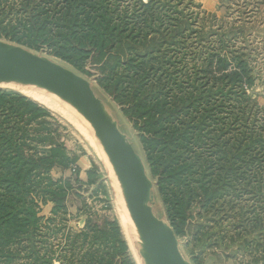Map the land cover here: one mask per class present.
<instances>
[{"label": "trees", "instance_id": "1", "mask_svg": "<svg viewBox=\"0 0 264 264\" xmlns=\"http://www.w3.org/2000/svg\"><path fill=\"white\" fill-rule=\"evenodd\" d=\"M33 1L23 2L25 11L36 9V12L22 20V33L15 31L13 26L9 30L4 26L0 28V40L34 52L46 50L55 60L87 77L92 74L85 70V65L96 66L100 75L96 79L97 84L138 133L151 180L156 183L175 235H190L193 241L202 243V236L206 234L203 231L213 225V220H208V216L214 214L213 205L229 191V172L239 170L240 163L246 167L241 169L251 171L253 161L238 162L236 157L239 158L237 154L242 152L249 154L255 147L254 141L247 139L246 144L235 147L234 159L228 158L227 172L212 185L210 180L205 179L203 171L197 173L192 162L186 158L194 129L199 134L206 128L202 119L195 123L194 120L190 122L183 118L197 98L193 94L187 98L178 94L169 96L170 85L167 90L164 88L162 74L158 72L157 60L154 59L157 58L156 50L160 51L165 40L174 36L173 30L167 32L161 29V22L154 17H151L153 22L147 24L150 17L139 20L142 17L140 15H118L108 0H53V6L61 13L56 17L41 5H32ZM147 7L149 4H145ZM213 62L218 63L219 67H214ZM209 70H217L219 75L226 77L234 76V79L238 76L237 70L224 74L228 66L221 58L210 61ZM22 95L0 90V256L9 260L13 255L4 251L5 245L9 243L14 247L27 244L34 250L50 248L46 234L41 236L40 233L53 220H44L39 212L44 205L50 204L53 216H66L70 197L80 198L88 192L97 183L100 173L99 167L91 160L83 180L76 165L78 157L67 150L64 143H56L57 140L48 144L50 148L44 156L30 150L27 145L29 140L24 138L25 126L19 125V122L35 124L37 130L40 129L41 134L29 135L31 143L34 139L44 141L60 134L56 123L50 122V112L41 106L45 105ZM44 142L43 145L46 144ZM241 148L242 151L239 150ZM56 167L69 174L54 179L50 172ZM72 167H75L74 171ZM195 173L199 177L194 179ZM256 182L258 188L264 187V181ZM246 224L242 222L233 230L235 233L230 238H221L219 241L230 245L238 240L240 246L235 252L240 249L251 250L253 246L249 244L252 242L257 248L262 247L264 232L259 233L258 230H264V223L254 220L253 226ZM109 225L108 231L102 230L92 240L93 244H109L111 250L106 248L110 253L85 255L79 262L116 264L117 254L127 252L126 243L118 237L120 227L117 220ZM211 234L215 235V232H207L204 239H211ZM39 237L44 240L40 241ZM78 237L82 238L83 246L87 234L82 232L75 236ZM76 242L67 241L65 246L74 250ZM53 260L52 252L40 256L36 252L30 264H53ZM55 260L62 263L59 258ZM259 261L255 260V263Z\"/></svg>", "mask_w": 264, "mask_h": 264}, {"label": "rangeland", "instance_id": "2", "mask_svg": "<svg viewBox=\"0 0 264 264\" xmlns=\"http://www.w3.org/2000/svg\"><path fill=\"white\" fill-rule=\"evenodd\" d=\"M24 1L0 0V22L2 21L0 28L5 26L9 30L13 26L15 31L22 33V20L36 12V9L25 11ZM108 1L118 15L123 13L140 15L142 17L139 20L150 17L149 21H146L147 24L153 22L151 17H154L161 22V29L167 32L173 30L175 33L173 37L165 40L160 51L156 50L157 58L154 59L157 60L158 72L162 74L164 88L167 90L170 85L169 96L178 94L187 98L189 94H193L197 98L183 117L190 122L194 120L195 123L202 119L206 127L199 134L194 129L192 141L189 142L190 147L188 146L186 150V158L192 162V167L197 173L203 171L205 179L210 180L212 185L216 184L227 172L230 162L228 158L234 159L235 147L246 144L247 139L254 141L255 147L249 154L242 152L237 154L239 158L236 157L239 159L238 162L253 161L251 171L241 169L246 167L240 163L239 170L235 173L229 172L230 184L227 187L229 191L213 205L214 214L208 216V220H213V225H209L203 234L213 230L215 235L211 234L212 238L206 241L205 234L202 236V243L193 241L190 235L176 236L181 254L190 264H264V244L257 248L252 242L249 244L253 246L251 250L240 249L235 252L240 246L238 240L230 245L219 241L221 238H230L235 233L233 230L242 222H247L246 226L248 223L253 226L254 220H261L264 223V187L258 188L256 182L264 181V0ZM53 4V0L32 2V5L43 6L42 8L52 13L53 17L61 15ZM145 4H149V7L145 8ZM32 52L49 58L90 82L94 94L100 99L108 116L117 122L119 130L126 135L129 143L141 156L151 180L146 154L139 142L138 133L134 130L133 124L121 113L120 108L97 84L96 79L100 75L96 66L85 65V70L92 74L91 77H87L55 60L46 50ZM216 58H221L227 64L228 71L224 74L237 70L238 76L234 79V76L226 77L227 75L222 74L221 76L217 70H209L210 61ZM213 64L214 67H219L218 63ZM0 90L22 95L6 88ZM41 106L50 112L52 117L50 122L56 123L60 135L44 140L45 142L42 139H34L31 143L29 135L41 134L40 129L37 130L35 124L19 122V125L25 126L24 138L29 140L27 145L30 150L44 156L50 148L48 144H53L56 140V143L62 142L67 150L78 157L76 165L80 170V176L83 177L84 172L90 168L89 159L95 162L100 170L98 181L80 198L70 197L66 216L63 214L53 216L50 212L51 205L43 206L39 216L44 220L48 218L53 220L48 223L50 226L40 233L41 236L46 234L50 248L34 250L27 244L14 247L9 243L5 245L4 251L13 257L10 261L1 255L0 264H30L36 257V252L39 256L52 252L53 264H84L85 262H79V259L85 255L94 253L101 256L110 253L107 250L110 249L109 244L104 245L100 242L93 244L92 237L97 236L102 230L108 231L113 220H117L120 227L119 239L125 242L128 248L125 254H117L116 264H143L140 250L131 245L117 213L108 171L98 154V148L93 146L96 144L93 135L89 131L88 135L84 134L68 119ZM43 142L46 144L43 145ZM239 150L242 151V148ZM197 173L194 179L198 176ZM50 174L54 179H59L66 177L69 172L56 167ZM152 183V209L157 217L171 226L156 183L153 181ZM82 232L88 236L83 246L82 238H75ZM258 232L263 233L264 230L260 229ZM39 239L44 240L41 237ZM72 240L77 241L74 250L68 245L65 246V242ZM233 251L235 254L230 256ZM56 258L62 263H58ZM258 259L260 261L255 263Z\"/></svg>", "mask_w": 264, "mask_h": 264}, {"label": "water", "instance_id": "3", "mask_svg": "<svg viewBox=\"0 0 264 264\" xmlns=\"http://www.w3.org/2000/svg\"><path fill=\"white\" fill-rule=\"evenodd\" d=\"M0 83L36 86L61 98L82 114L100 137L121 184L127 210L148 264H190L179 249L174 230L152 209L153 183L141 156L106 113L88 80L21 46L0 41Z\"/></svg>", "mask_w": 264, "mask_h": 264}, {"label": "bare ground", "instance_id": "4", "mask_svg": "<svg viewBox=\"0 0 264 264\" xmlns=\"http://www.w3.org/2000/svg\"><path fill=\"white\" fill-rule=\"evenodd\" d=\"M0 58H4V56H2L1 53H0ZM0 88H6L22 93L41 102L42 104H44L45 106L56 112L57 114L61 115L63 118L68 119L75 126H78L79 127L78 129L82 131L84 134L88 135V131H89V133L93 135L94 140H96L94 141V144L95 143L96 144L93 146H96L98 148V154L101 156L104 166L107 169L105 170L108 171L111 193L113 195L115 207L122 222L126 236L129 238L131 245H133L135 249L140 250L141 258H142L141 260L143 261V264H148L146 257L144 255V250L140 245V242L138 240L137 234L134 229V225L129 216L121 184L110 162H108L109 161L107 160L108 158L105 156L106 154L103 151V146L100 137L93 128L92 124L77 110L65 104V102L61 98L55 96L50 92L40 90L36 86L23 84L19 82H6V83H0Z\"/></svg>", "mask_w": 264, "mask_h": 264}, {"label": "crops", "instance_id": "5", "mask_svg": "<svg viewBox=\"0 0 264 264\" xmlns=\"http://www.w3.org/2000/svg\"><path fill=\"white\" fill-rule=\"evenodd\" d=\"M87 159H88V158H87ZM88 161H89V166H90L91 159H89ZM85 177H86V176H85V172H84L83 177L81 176V178H82L83 180H85Z\"/></svg>", "mask_w": 264, "mask_h": 264}, {"label": "built area", "instance_id": "6", "mask_svg": "<svg viewBox=\"0 0 264 264\" xmlns=\"http://www.w3.org/2000/svg\"><path fill=\"white\" fill-rule=\"evenodd\" d=\"M75 170V167H72V171H74Z\"/></svg>", "mask_w": 264, "mask_h": 264}]
</instances>
